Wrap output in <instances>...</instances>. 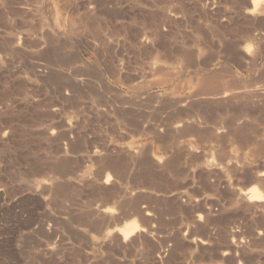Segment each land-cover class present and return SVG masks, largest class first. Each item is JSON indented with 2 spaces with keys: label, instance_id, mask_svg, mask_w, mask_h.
Instances as JSON below:
<instances>
[{
  "label": "rangeland",
  "instance_id": "obj_1",
  "mask_svg": "<svg viewBox=\"0 0 264 264\" xmlns=\"http://www.w3.org/2000/svg\"><path fill=\"white\" fill-rule=\"evenodd\" d=\"M256 2L0 0V264H264Z\"/></svg>",
  "mask_w": 264,
  "mask_h": 264
},
{
  "label": "bare ground",
  "instance_id": "obj_2",
  "mask_svg": "<svg viewBox=\"0 0 264 264\" xmlns=\"http://www.w3.org/2000/svg\"><path fill=\"white\" fill-rule=\"evenodd\" d=\"M257 0H255L256 2ZM260 4V3H259ZM255 5L257 6V2L255 3ZM225 95V94H224ZM248 194L250 195V199L252 200H260L262 198V192L260 189H258L257 187L253 186L251 188H249V191H248ZM127 224V223H126ZM125 224V225H126ZM141 228V227H140ZM139 225L136 224V223H130V224H127L125 227H124V233H125V236H129L133 233H135L136 231H138L139 229Z\"/></svg>",
  "mask_w": 264,
  "mask_h": 264
}]
</instances>
